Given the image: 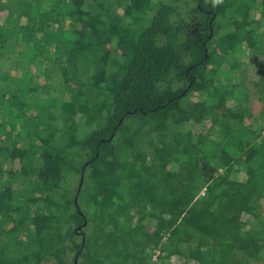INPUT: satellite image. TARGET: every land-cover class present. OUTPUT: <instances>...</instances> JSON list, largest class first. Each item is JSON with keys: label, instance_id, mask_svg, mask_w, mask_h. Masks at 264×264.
<instances>
[{"label": "trees", "instance_id": "trees-1", "mask_svg": "<svg viewBox=\"0 0 264 264\" xmlns=\"http://www.w3.org/2000/svg\"><path fill=\"white\" fill-rule=\"evenodd\" d=\"M263 199L264 0H0V264H264Z\"/></svg>", "mask_w": 264, "mask_h": 264}, {"label": "rangeland", "instance_id": "rangeland-1", "mask_svg": "<svg viewBox=\"0 0 264 264\" xmlns=\"http://www.w3.org/2000/svg\"><path fill=\"white\" fill-rule=\"evenodd\" d=\"M108 2V1H107ZM106 2V3H107ZM184 14V19L186 20V22H185V24H186V27H187V29H189V31L190 32H192V33H195L196 35H198V36H201V34H202V32H201V28L199 27V19H198V17L197 16H193V15H187V13L185 14L184 12H181V15H183ZM258 14L256 13V16H257ZM14 53H15V50L14 51H11L10 49L8 50V52H7V54H13L14 55ZM16 58H18L19 60L21 59V57L19 58L18 56H16ZM24 59H26V58H24ZM238 59H245V55H241V56H238ZM8 63H6L5 65H7ZM257 60H255V61H253V63L252 64H250V66H248L249 68H248V70H249V72L250 73H252L253 72V70H255L256 68H257ZM236 81V80H235ZM194 95V96H193ZM196 97H197V93H194V94H192L191 96H190V98L192 99V100H196ZM243 97H245V93H244V96ZM39 102H41V101H39ZM250 105L252 106V108H253V113H254V115L255 114H257V112H256V109H257V107H258V105H257V100H255V97L254 96H252L251 97V99H250ZM258 110H259V108H258ZM188 124H191V125H194L193 123H188ZM210 126V123H209V121H206V122H203L200 126H198L197 124H195L194 125V132L195 133H198V132H205L206 131V129L208 128ZM193 129V128H192ZM85 173V172H84ZM84 181V180H83ZM79 183H80V178H78L77 176L75 177V175H74V177L72 178V182H71V185H72V187L75 189V187H76V191L75 192H77V190H78V186H79ZM83 187V188H82ZM82 187H81V189H82V192L85 190V183H84V185L82 184ZM80 189V190H81ZM76 194V193H75ZM75 196V195H74ZM261 204L262 205H264V199L263 200H261ZM246 217V218H245ZM243 219H248V216L246 215V214H243ZM182 261L179 259V258H170V259H168L167 261H164V264H167V263H169V264H179V263H181ZM192 263H194V262H192Z\"/></svg>", "mask_w": 264, "mask_h": 264}, {"label": "built area", "instance_id": "built-area-1", "mask_svg": "<svg viewBox=\"0 0 264 264\" xmlns=\"http://www.w3.org/2000/svg\"><path fill=\"white\" fill-rule=\"evenodd\" d=\"M162 251L159 247L154 248L151 252H150V261L149 264H163L162 262L164 261L162 259Z\"/></svg>", "mask_w": 264, "mask_h": 264}, {"label": "water", "instance_id": "water-1", "mask_svg": "<svg viewBox=\"0 0 264 264\" xmlns=\"http://www.w3.org/2000/svg\"><path fill=\"white\" fill-rule=\"evenodd\" d=\"M83 180H84V171L82 170L81 175H80V183H79V186H78V190H77L76 195L74 197V204H77V197H78V194H79L80 189L82 187Z\"/></svg>", "mask_w": 264, "mask_h": 264}, {"label": "flooded vegetation", "instance_id": "flooded-vegetation-1", "mask_svg": "<svg viewBox=\"0 0 264 264\" xmlns=\"http://www.w3.org/2000/svg\"><path fill=\"white\" fill-rule=\"evenodd\" d=\"M197 7H198L199 9H201L200 6H199V4L197 5ZM200 11H202L203 13L211 12L210 10L205 11V10H203V9H201ZM199 27H201V26L199 25ZM203 32H204V31H203ZM197 37L200 38L201 36H198V35H197Z\"/></svg>", "mask_w": 264, "mask_h": 264}]
</instances>
